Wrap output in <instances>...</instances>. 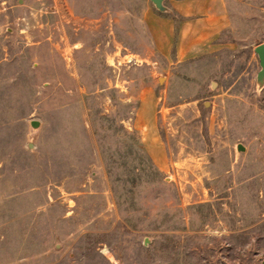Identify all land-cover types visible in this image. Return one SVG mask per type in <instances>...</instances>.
Instances as JSON below:
<instances>
[{
	"label": "rangeland",
	"instance_id": "374dc122",
	"mask_svg": "<svg viewBox=\"0 0 264 264\" xmlns=\"http://www.w3.org/2000/svg\"><path fill=\"white\" fill-rule=\"evenodd\" d=\"M169 2L0 0V264H264V0L178 63Z\"/></svg>",
	"mask_w": 264,
	"mask_h": 264
},
{
	"label": "crops",
	"instance_id": "0c3cea01",
	"mask_svg": "<svg viewBox=\"0 0 264 264\" xmlns=\"http://www.w3.org/2000/svg\"><path fill=\"white\" fill-rule=\"evenodd\" d=\"M168 8L177 19L162 14L146 20L160 57L178 63L214 53L218 34L229 24L220 0H170Z\"/></svg>",
	"mask_w": 264,
	"mask_h": 264
},
{
	"label": "water",
	"instance_id": "95a60500",
	"mask_svg": "<svg viewBox=\"0 0 264 264\" xmlns=\"http://www.w3.org/2000/svg\"><path fill=\"white\" fill-rule=\"evenodd\" d=\"M153 5L158 9H163V5L161 0H150ZM253 51L256 53L257 61L259 64V68L257 69L255 76L258 80H261L264 77V42H258L253 46ZM30 125H36V121L34 119L30 120ZM237 148H242L240 143H237Z\"/></svg>",
	"mask_w": 264,
	"mask_h": 264
},
{
	"label": "built area",
	"instance_id": "2783aa9c",
	"mask_svg": "<svg viewBox=\"0 0 264 264\" xmlns=\"http://www.w3.org/2000/svg\"><path fill=\"white\" fill-rule=\"evenodd\" d=\"M54 7H55V4L53 2L52 6H51L52 11H55V8Z\"/></svg>",
	"mask_w": 264,
	"mask_h": 264
}]
</instances>
